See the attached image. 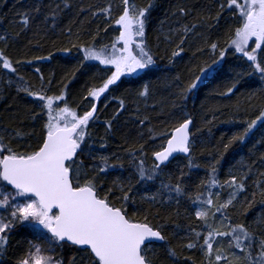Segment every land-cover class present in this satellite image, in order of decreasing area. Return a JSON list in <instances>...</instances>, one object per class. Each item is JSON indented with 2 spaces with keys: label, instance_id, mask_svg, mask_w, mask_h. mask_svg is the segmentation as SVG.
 <instances>
[{
  "label": "trees",
  "instance_id": "16d2710c",
  "mask_svg": "<svg viewBox=\"0 0 264 264\" xmlns=\"http://www.w3.org/2000/svg\"><path fill=\"white\" fill-rule=\"evenodd\" d=\"M148 2L134 0L137 7ZM220 3L221 0H155L146 27V42L154 54L155 68L142 74L141 78H122V82L113 86L114 91L105 94L108 100L102 97L97 102L100 118L89 128V142L95 141L98 153L109 156L116 153L122 158L123 168L118 165L107 174H100V182L109 187L114 182L127 184L131 178L135 185L136 204L129 211L135 208L139 217L147 210L153 223L165 226L168 245L177 255L170 257L165 249L157 248V264H202L204 259L198 250L184 247L191 235L190 230H200L201 221L195 216L196 205L187 195L177 197L174 192L169 199V193L162 189L163 183L176 182L180 169L189 173L184 178L186 192L195 195L203 191L197 185L207 179L209 164L218 159L220 162L216 167L221 186L211 189L213 193H219L217 204L232 192L226 184L231 175L238 178L247 175L245 190L238 194L235 207L227 209V213L231 222L244 223L257 236L262 235L258 225L264 222V127L257 126L244 143L235 142L227 151L224 145L264 109V80L260 79L259 73L253 72L246 58H240L229 48L213 77L197 89L182 93L199 74L200 68L214 58L210 44L218 42L221 47H227L230 33L239 26L238 14L227 11L217 20ZM108 5L112 7L114 21L122 12L121 0H0V36L6 37V42L0 40V50L18 69L17 73H10L0 68V136L7 139L10 133L18 130L26 134L18 146L22 147L24 141L34 145L43 127L41 121L33 119V113L38 111L36 102L26 92L18 91L21 86L38 91L43 84L49 95H59L63 91L69 107L81 114L89 107L91 98L86 100L84 97L91 86L99 84L105 74L104 67L83 61L82 52L73 44L111 45L119 34L118 26L110 24L102 15H93L97 9ZM178 7L189 9L188 15H173ZM25 12L33 18L27 28L19 23ZM191 23L197 25L196 29L188 34L181 46L184 49L181 54L172 57L182 35L172 29ZM17 60L21 63L15 64ZM19 77L24 80L20 81ZM233 82H237L236 87L227 94ZM144 85L149 88L146 97L138 95ZM120 100L124 101L123 110L119 107ZM117 112L119 116L112 121L111 132H106L104 122ZM185 117L193 120L191 157L198 167L188 169L185 167L187 159L178 156L155 180L137 183L123 149L135 151L143 144L147 153L146 164L150 165L152 152L164 140L161 133L170 132ZM153 136L155 140L150 138ZM102 139L107 143L105 149L98 148ZM83 159L87 164L92 163L87 156ZM258 184L261 187H257ZM157 193L155 204L142 200V197ZM216 223L219 224V220ZM32 244L47 248L30 224L15 226L8 233L7 251L0 256V264H16ZM223 247L228 249V244L223 243ZM230 251L243 255L235 248ZM56 255L67 261L74 255L79 259L83 253L64 248L57 249Z\"/></svg>",
  "mask_w": 264,
  "mask_h": 264
},
{
  "label": "snow or ice",
  "instance_id": "6c2138e0",
  "mask_svg": "<svg viewBox=\"0 0 264 264\" xmlns=\"http://www.w3.org/2000/svg\"><path fill=\"white\" fill-rule=\"evenodd\" d=\"M121 3L122 12L114 21L111 5L93 12L94 16L102 15L110 24L118 26L119 34L110 46L73 44L82 52L83 61L98 62V65L104 66L105 73L98 85L88 89L84 99H91L89 107L82 114L69 107L63 91L59 95H49L43 84L38 91L32 90L30 86L18 88V91L26 92L36 102L38 111L33 113V119L41 121L43 127L34 145L24 141L22 147L18 146L26 135L18 130L10 133L7 139L0 136V210L7 213V216H0V256L7 251L8 233L23 222H29L47 248L32 244L25 255L16 260V264H157V248L165 249L170 257L177 255L168 245L165 226L153 223L149 211L145 210L139 217L135 208L129 211L136 204L133 191L135 185L131 178L127 184L114 182L109 187L100 182V174H107L118 165L123 168L122 158L116 153L111 156L98 153L95 141L89 142L90 125L100 118L97 102L102 97L108 100L105 94L110 95L114 91L113 86L122 82V78H141L142 74L156 66L154 54L146 42L147 22L155 7V0H149L143 7H137L134 0H121ZM56 7L59 8V5ZM219 8L217 20L226 11L232 15L238 14L239 26L230 33L227 47H221L218 42L210 44L214 58L210 64L200 68L199 74L182 93L197 89L213 77L229 48L233 49L234 54H239L240 58H246L253 72L259 73L260 79L264 80V0H221ZM177 13L187 16L189 9L178 7L173 15ZM32 19L25 12L21 14L19 23L27 28ZM196 27L195 23H191L172 29L177 34L182 33L172 57L181 54L184 50L181 46ZM0 40L6 42V37L0 36ZM19 63V60L15 62ZM0 68L10 73L18 71L3 50H0ZM19 79L24 80L23 77ZM236 83L228 87L227 94L233 92ZM148 94L147 85L138 91L142 97ZM104 106L107 107L106 104ZM119 107L123 110V100H120ZM118 116L119 112L104 122L106 132H111L112 121ZM191 124V118L185 117L170 132H162L164 140L152 152L150 165L146 164L147 153L143 144L135 151L123 149L137 183L155 180L175 159V154L184 155L187 159L185 167L188 169L198 167L193 164L191 157ZM257 126L264 127V109L254 119L247 121L242 130L233 134L228 144L224 145V150L227 151L235 142L244 143ZM150 138L156 139L154 136ZM106 147L107 143L102 139L98 148ZM85 156L92 161L91 164L85 163ZM113 158L115 162H112ZM219 162L217 159L215 163L209 164L207 179L197 185L203 191L195 195L186 192L187 182L184 178L189 173L183 169L179 170L174 184L171 180L162 184V189L169 193V199L174 192L177 197L187 195L192 204L196 205L195 216L201 221L200 230H190L191 235L184 247L201 252L204 257L202 264H241L242 261H246V264H264V222L259 223L262 235L257 236L244 223L231 222L227 213V209L235 207L238 194L245 190L244 180L247 175L240 178L231 175L226 184L232 192L226 200L217 204L215 201L219 193H213L211 189L221 186L216 167ZM158 195L142 197V200L155 204ZM225 242L228 249L223 247ZM64 248L83 255L79 259L74 255L65 261L56 255L57 249ZM232 248L243 255L230 251ZM44 252L49 254L45 255Z\"/></svg>",
  "mask_w": 264,
  "mask_h": 264
},
{
  "label": "rangeland",
  "instance_id": "374dc122",
  "mask_svg": "<svg viewBox=\"0 0 264 264\" xmlns=\"http://www.w3.org/2000/svg\"><path fill=\"white\" fill-rule=\"evenodd\" d=\"M89 62L97 63L98 64V62H95V61H89ZM100 66H102V65H100ZM102 67H104V66H102ZM0 216H7V213L4 210H0ZM19 224H29V222H23V223H19ZM19 224H17V225H19ZM43 254L48 255L49 253L44 252Z\"/></svg>",
  "mask_w": 264,
  "mask_h": 264
},
{
  "label": "water",
  "instance_id": "95a60500",
  "mask_svg": "<svg viewBox=\"0 0 264 264\" xmlns=\"http://www.w3.org/2000/svg\"><path fill=\"white\" fill-rule=\"evenodd\" d=\"M192 120V119H191ZM192 126H193V120H192V124L190 125V131L192 130ZM190 140H191V136H190ZM178 156H184L183 154H175V158L178 157ZM174 159L171 160V162L173 161ZM170 164V163H169ZM168 164V165H169Z\"/></svg>",
  "mask_w": 264,
  "mask_h": 264
}]
</instances>
